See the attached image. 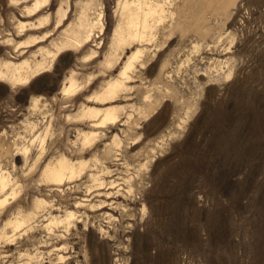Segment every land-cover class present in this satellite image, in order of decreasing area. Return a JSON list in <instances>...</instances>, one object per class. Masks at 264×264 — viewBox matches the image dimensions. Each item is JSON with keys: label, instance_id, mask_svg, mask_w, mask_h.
<instances>
[{"label": "rangeland", "instance_id": "1", "mask_svg": "<svg viewBox=\"0 0 264 264\" xmlns=\"http://www.w3.org/2000/svg\"><path fill=\"white\" fill-rule=\"evenodd\" d=\"M9 1L0 0V31L14 33ZM61 1L52 0L54 15ZM96 1L91 17L103 12V30L90 44L98 52L94 60L72 51L50 59V68L26 87L12 90L0 82V164L19 188L0 209V264H59V254L65 264H264V0H181V28L170 37L157 29L128 84L131 92L105 106L94 97L142 44L107 69L126 0ZM78 13L73 2L69 23ZM5 55L0 49V60ZM72 75L83 90L64 95ZM83 105L123 106L126 113L118 124L98 129L71 118ZM28 122L38 125L34 136ZM48 128L46 155L32 171L39 150L25 164L14 144ZM82 131L99 136L83 147ZM60 156L86 161L87 170L74 182L48 186L40 181L42 169ZM102 170L116 188L90 192V176ZM37 198L55 206L54 216L68 209L81 222L67 233H49L43 212L33 229H5L19 210L31 213ZM100 202L105 207L93 212L89 205Z\"/></svg>", "mask_w": 264, "mask_h": 264}, {"label": "bare ground", "instance_id": "2", "mask_svg": "<svg viewBox=\"0 0 264 264\" xmlns=\"http://www.w3.org/2000/svg\"><path fill=\"white\" fill-rule=\"evenodd\" d=\"M180 1L163 0V6L162 4L160 5V2L154 3L147 0L124 1L121 5V12H119L120 21L113 36L112 52L110 51V57L106 58L104 66L107 69H113L120 61L121 58H118L120 55H124L128 50L131 51L138 44H142V48H137L136 51L128 56L120 74L107 82L102 93L96 94L94 97L96 104L105 106L115 103L120 93L131 90L128 84L134 79L133 75L136 65L140 63L144 64L147 49V47L145 48V44L151 43L156 31H158L157 29H160L162 26L163 36L170 37L175 30L177 31V29L181 28V24L183 23H181V16L179 14ZM73 2L79 13L69 23V12ZM97 2L96 0H62L54 15L52 12L54 9L52 0H10L9 6L14 9V14L16 13L12 17L15 32L13 33L7 29L0 31V49H4L6 52L5 57L0 60V82L8 84L12 90L26 87L33 79L50 68L49 64L51 60L55 61L56 58H61L66 53L72 51H75L76 54L86 53L85 57L82 58L86 62L94 60L98 52L90 44L94 42L97 35L96 31L101 32L103 30L101 23L103 12L96 14L95 18L91 17L93 15L92 12L95 13ZM3 21L1 18L0 23H4ZM6 23L5 21V25ZM168 34L170 36H167ZM48 42L47 46H42V44ZM33 48L38 49L35 52H31ZM29 54L31 55L29 56ZM21 58L24 59L21 61ZM82 90L81 84L72 75L69 78L68 85H64L63 93L64 95L76 96ZM144 102L148 107H152L153 105L151 96H146ZM122 107L95 108L83 105L77 115L69 117L76 119L75 121L78 123L92 122V127L102 129L121 122L122 114L126 113V108L123 109ZM37 108L38 101L33 105L34 110ZM132 116L130 114L126 117L128 124L132 122ZM27 124L29 133L34 136L38 125L29 122ZM49 132L50 129L48 128L31 140L22 138L23 142L20 145L18 143L14 144L17 154L24 156L25 164H28L32 152L35 149L39 150L38 157L32 165V171L38 168L39 163L42 161L44 155H46V142ZM3 135H6L5 131L2 133ZM98 136V132L87 133L82 131L79 135V140L84 147L96 141ZM114 142L118 145L120 143L117 137H115ZM87 167L88 163L84 160L74 162L66 156H60L58 159L49 161L44 166L40 181L45 182L48 186L61 187L82 177ZM90 178L95 182V185L90 188V192L93 188L97 191L107 186L116 188L115 182L106 183L103 170L97 174H92ZM18 189L17 182L14 181L12 174L0 164V209L8 206L10 200L17 198ZM116 193L119 194L120 189ZM111 196V193L106 194L108 199ZM33 203V211L31 213L25 214L22 210H19L6 223L5 229L11 227L16 232L26 228L33 229V224L39 217L43 216H40L43 212H46L48 224L45 228L49 233H54L55 229L60 228H63L65 233H67L70 229L75 228L77 223L81 222L79 221L78 212L66 209L63 216L56 217L50 212L55 208L51 202L47 203L45 200L37 198ZM82 204L80 203L79 205L83 206L84 204ZM105 204L106 202H100L98 206L89 205V207L93 212H96L102 210ZM48 205H50L49 209H47ZM110 219L114 220L112 215H110ZM64 236L66 234L63 235V238ZM61 251L65 252L67 249L63 247ZM35 255L36 257L29 254L28 257L31 260L39 259L38 254ZM58 261L59 264H65L68 260L66 256L59 254ZM36 264L41 263L38 261Z\"/></svg>", "mask_w": 264, "mask_h": 264}]
</instances>
